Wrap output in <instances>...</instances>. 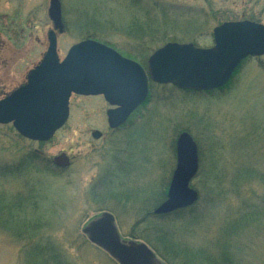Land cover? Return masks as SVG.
<instances>
[{
	"label": "rangeland",
	"instance_id": "obj_1",
	"mask_svg": "<svg viewBox=\"0 0 264 264\" xmlns=\"http://www.w3.org/2000/svg\"><path fill=\"white\" fill-rule=\"evenodd\" d=\"M38 1L42 44L2 51L0 101L27 83L48 50L50 0ZM60 1L69 28L58 35L60 60L92 39L147 68L167 43L212 47V30L225 20L204 0ZM201 6L205 14L195 10ZM109 106L101 96H72L68 122L47 143L0 125V264H118L84 233L104 213L113 215L122 240L147 245L162 264H264V58L246 60L220 91L151 84L143 116L120 133L109 130ZM183 132L198 146L191 182L198 201L155 217ZM62 154L72 165L53 173Z\"/></svg>",
	"mask_w": 264,
	"mask_h": 264
},
{
	"label": "water",
	"instance_id": "obj_2",
	"mask_svg": "<svg viewBox=\"0 0 264 264\" xmlns=\"http://www.w3.org/2000/svg\"><path fill=\"white\" fill-rule=\"evenodd\" d=\"M49 17L55 30L62 33L59 0H51ZM48 40V50L27 83L0 101V125L12 124L20 136L35 142L50 141L67 123L73 95L103 96L116 107L108 111V124L118 128L145 102L150 82L184 91L212 92L225 87L246 59L264 56V25L251 22L217 27L214 46L209 49L168 43L149 58L147 71L94 40L75 44L61 61L56 32H50ZM100 136L95 132V139ZM55 164L67 168L70 158L62 154L55 158ZM198 169L197 144L184 132L177 140V167L168 198L155 210L156 215L170 214L198 201L197 191L190 186ZM84 233L91 244L119 264H162L145 244L122 240L110 213L91 221Z\"/></svg>",
	"mask_w": 264,
	"mask_h": 264
},
{
	"label": "flooded vegetation",
	"instance_id": "obj_3",
	"mask_svg": "<svg viewBox=\"0 0 264 264\" xmlns=\"http://www.w3.org/2000/svg\"><path fill=\"white\" fill-rule=\"evenodd\" d=\"M204 1H203L204 4L207 5V7L212 11L213 16L215 18H217L218 20H220V18L225 19L224 22L217 25L212 30L211 33L212 42H214V30L225 23L251 22L255 24L264 25V0H204ZM26 2L27 0H0V57L2 51H7V50L27 51L31 48H34L42 44L40 35L41 36L43 35L42 26L44 23L45 14L41 9L35 8L36 4L39 3L38 0L35 1L31 0L29 11H27ZM61 7H62V25L64 27L63 32L59 33L58 31H55V26L49 17V9H48L46 15L52 25V28L49 30L48 35L52 31L56 32L57 35H64L69 30L68 24L65 21L62 3H61ZM195 10H197L198 13L201 12V14L203 13L205 14L203 6L197 7V9ZM79 30L82 34H86V35L91 34L92 32L90 28L86 29L80 27ZM111 109H115V107L109 106L108 110L106 111V116L108 114V111H110ZM141 109L142 107L134 111L130 115L128 120L118 128H111L108 124L111 134L120 133L121 131L130 127L133 124L132 121L135 120L136 117L140 119L141 116H143V115H139ZM107 123H108V117H107ZM95 132L101 133L99 139L94 138ZM92 137L96 141L97 140L100 141L101 139L104 138V135L101 131L96 130L92 132ZM54 138L55 135L52 138V140ZM71 165L72 162L70 166ZM55 168L59 169L55 165V158H54L52 161V169L54 171L53 173H55Z\"/></svg>",
	"mask_w": 264,
	"mask_h": 264
},
{
	"label": "trees",
	"instance_id": "obj_4",
	"mask_svg": "<svg viewBox=\"0 0 264 264\" xmlns=\"http://www.w3.org/2000/svg\"><path fill=\"white\" fill-rule=\"evenodd\" d=\"M103 41H104V40H103ZM178 212H181V211H178ZM178 212H177V213H178Z\"/></svg>",
	"mask_w": 264,
	"mask_h": 264
}]
</instances>
